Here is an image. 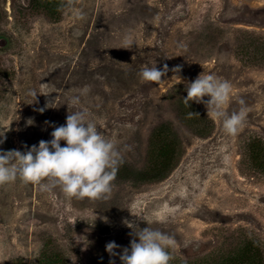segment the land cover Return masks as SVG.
<instances>
[{
    "label": "rangeland",
    "instance_id": "1",
    "mask_svg": "<svg viewBox=\"0 0 264 264\" xmlns=\"http://www.w3.org/2000/svg\"><path fill=\"white\" fill-rule=\"evenodd\" d=\"M0 42V150L26 152L83 109L129 170L95 201L0 186V264H122L106 244L130 247L125 221L173 237L169 264L218 260L250 237L264 245V171L245 153L249 139L264 141V0H0ZM165 64L161 82L141 83L143 68ZM200 74L230 83L229 115L246 109L236 135L213 120L199 136L181 116ZM162 124L182 153L165 177L141 181L133 172Z\"/></svg>",
    "mask_w": 264,
    "mask_h": 264
},
{
    "label": "clouds",
    "instance_id": "2",
    "mask_svg": "<svg viewBox=\"0 0 264 264\" xmlns=\"http://www.w3.org/2000/svg\"><path fill=\"white\" fill-rule=\"evenodd\" d=\"M132 43L126 42L123 48H130ZM168 70L167 64L162 70H158L156 66L145 67L139 73L140 81L159 83ZM172 71L178 72L179 67ZM180 82L181 79L176 84ZM186 91L187 96L183 100L185 106L190 108V102L203 103L207 108V115L213 120H220L226 134L234 136L243 127L246 109L242 107L231 115L226 111L231 95L229 82L211 74H200L187 84ZM32 95L35 99L37 93ZM205 96L210 98L205 100ZM69 103L75 107L79 99L74 98ZM243 103L241 100L240 104ZM46 107L56 105L49 103ZM43 110L40 109L41 112ZM196 115L198 113L189 111L187 118L191 119ZM50 135L52 139L40 140L38 146L32 145L23 153L16 149L0 150V186L19 180L23 185L39 186L41 191L50 192L59 187L68 199H107L118 168L124 160L115 143L105 138L96 124L89 121L87 111L81 109L69 113L66 124L54 127ZM0 136H3V131ZM61 141H65L66 145L61 146ZM3 142L0 140V143ZM132 214L145 220L140 213ZM124 223L133 230L129 233L133 236L130 247H124L122 253L118 254L114 250L120 246L114 241L108 242L106 251L110 257L119 255L122 264H169L174 258L169 251L176 245L173 237L150 227L141 229L130 221ZM109 264H115V261L110 259Z\"/></svg>",
    "mask_w": 264,
    "mask_h": 264
},
{
    "label": "trees",
    "instance_id": "3",
    "mask_svg": "<svg viewBox=\"0 0 264 264\" xmlns=\"http://www.w3.org/2000/svg\"><path fill=\"white\" fill-rule=\"evenodd\" d=\"M1 43V42H0ZM189 111L198 113L193 118H187ZM181 116L187 125L195 130L196 134L208 136L214 128V121L200 107H186L183 103L180 108ZM174 136L176 138H174ZM151 149L148 165L146 168L133 172V175L141 181H155L174 168V165L182 153L178 137L172 130L170 124H162L155 128L151 134ZM161 143H163L161 147ZM246 157L248 161L256 164L259 169L264 171V141L261 138L249 139L246 142ZM118 173L129 174L127 165L124 163L118 168ZM132 174V173H130ZM186 264H198L187 262ZM199 264H264V245L258 239L250 237L242 246L234 252L219 257L218 260L207 261Z\"/></svg>",
    "mask_w": 264,
    "mask_h": 264
}]
</instances>
